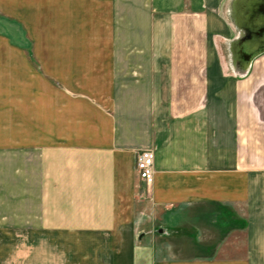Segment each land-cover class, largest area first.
Returning a JSON list of instances; mask_svg holds the SVG:
<instances>
[{"label": "crops", "instance_id": "1", "mask_svg": "<svg viewBox=\"0 0 264 264\" xmlns=\"http://www.w3.org/2000/svg\"><path fill=\"white\" fill-rule=\"evenodd\" d=\"M42 7L56 39L12 96L0 30V107L35 129L33 210L1 211L0 264L11 236L33 242L17 264H264V0H0V26ZM78 20L98 29L81 51Z\"/></svg>", "mask_w": 264, "mask_h": 264}, {"label": "rangeland", "instance_id": "2", "mask_svg": "<svg viewBox=\"0 0 264 264\" xmlns=\"http://www.w3.org/2000/svg\"><path fill=\"white\" fill-rule=\"evenodd\" d=\"M75 11L74 18H78V11ZM42 12L44 16L40 28L33 27L32 25L25 26L24 23L18 22L16 20V14L10 15L11 18L9 22H4L0 26L1 32L8 34L11 39L9 45L0 43L3 50L9 52L10 55L9 67H11V72L8 77L11 96L14 95V90L18 84L17 75L12 74L14 73L12 69L14 70L16 67H25L24 64L28 63L32 67H36L37 60H35L33 53L44 54L50 52L51 42L56 39V28H53L50 24L51 22L48 20L49 7H42ZM74 22L76 23L75 26L68 29V36L72 38L71 42H76L73 45V47L76 48L74 50L81 51L84 46L83 41H97L98 29H86L81 20ZM70 24H72V22H70ZM34 32L36 33V37H33L35 34ZM58 32H60V28H58ZM38 35L40 42L37 41ZM57 37L60 39L59 33ZM35 39L36 42H33ZM201 48L203 50L204 45L201 44ZM19 53H24L26 59H19ZM21 77L24 78L23 76ZM26 79L25 83L32 87L34 76L27 75ZM22 119L23 117L18 115L17 107L14 106L10 109L0 107V215L3 210L9 211L10 213L25 211L26 209L33 210V133L35 129L32 119L20 122ZM24 135H26V138ZM151 185H147V189L151 187ZM1 238L2 237H0V245ZM10 238L9 253H6V258H8V256L9 258L6 262L17 264L18 259L23 256L24 252H26V255L29 254L33 242L32 239L30 240V237L11 236ZM190 238L196 239L194 235H190Z\"/></svg>", "mask_w": 264, "mask_h": 264}, {"label": "built area", "instance_id": "3", "mask_svg": "<svg viewBox=\"0 0 264 264\" xmlns=\"http://www.w3.org/2000/svg\"><path fill=\"white\" fill-rule=\"evenodd\" d=\"M135 168L139 179L146 185L154 180V153L151 150L140 151L136 156Z\"/></svg>", "mask_w": 264, "mask_h": 264}, {"label": "water", "instance_id": "4", "mask_svg": "<svg viewBox=\"0 0 264 264\" xmlns=\"http://www.w3.org/2000/svg\"><path fill=\"white\" fill-rule=\"evenodd\" d=\"M261 11H262V13L264 14V7H261Z\"/></svg>", "mask_w": 264, "mask_h": 264}]
</instances>
